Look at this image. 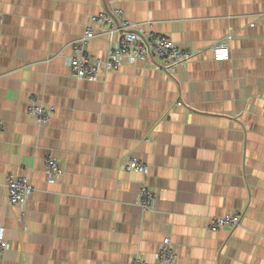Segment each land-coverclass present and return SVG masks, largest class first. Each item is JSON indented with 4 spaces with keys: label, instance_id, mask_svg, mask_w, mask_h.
Segmentation results:
<instances>
[{
    "label": "crops",
    "instance_id": "0c3cea01",
    "mask_svg": "<svg viewBox=\"0 0 264 264\" xmlns=\"http://www.w3.org/2000/svg\"><path fill=\"white\" fill-rule=\"evenodd\" d=\"M111 5L195 55L171 72L146 60L72 76V42ZM0 12V264H127L136 252L158 264L166 237L175 264H264V0H0ZM228 34L230 56L215 60ZM111 44L98 34L89 49L103 58ZM31 95L53 106L48 123L28 114ZM127 154L146 175L123 168ZM9 173L34 187L21 215ZM226 214L240 224L207 230Z\"/></svg>",
    "mask_w": 264,
    "mask_h": 264
},
{
    "label": "built area",
    "instance_id": "2783aa9c",
    "mask_svg": "<svg viewBox=\"0 0 264 264\" xmlns=\"http://www.w3.org/2000/svg\"><path fill=\"white\" fill-rule=\"evenodd\" d=\"M112 3L114 0H109ZM1 22V12H0ZM149 25V24H148ZM98 34H103L112 39V44L103 58H97L90 51V42ZM226 39L212 45V53L215 60H225L230 56V48ZM71 56L68 65L72 76L96 80L101 75L117 70L123 64L135 61L153 60L159 62L162 67L171 72L177 68H184L195 55L190 48H183L164 34L154 32L149 27L129 20L124 12L110 6L98 13L89 16L84 24L81 35L71 44ZM180 104V102H179ZM54 108L41 102L36 95L28 99L27 112L39 124L49 122ZM2 121L0 120V129ZM122 166L127 171L139 172L146 175L148 164L140 157L127 154L122 160ZM44 169L49 178L55 179L63 174V168L57 158L49 156L44 160ZM6 201L21 215L28 196L34 187L28 177L23 174L9 173L5 180ZM156 200V192L148 184L142 183L138 191V205L142 210H151ZM240 214H226L214 216L208 220L207 230L216 231L221 228L238 226L241 222ZM8 240L5 236V228L0 226V255L8 249ZM158 264H175L177 254L168 237L164 238L158 246L156 253ZM127 264H150L143 253L136 252Z\"/></svg>",
    "mask_w": 264,
    "mask_h": 264
}]
</instances>
